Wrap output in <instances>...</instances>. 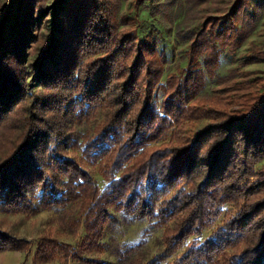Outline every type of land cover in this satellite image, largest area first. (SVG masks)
<instances>
[{"label": "trees", "instance_id": "1", "mask_svg": "<svg viewBox=\"0 0 264 264\" xmlns=\"http://www.w3.org/2000/svg\"><path fill=\"white\" fill-rule=\"evenodd\" d=\"M150 1L0 3V214L79 207L70 224L89 247L114 213L146 219L164 229L146 264H162L230 205L241 214L169 264H264V69L248 70L264 66V38L221 72L257 30L264 0H187L188 44L164 84L162 33L141 31ZM71 150L97 166L104 189ZM72 248L44 236L34 264H111ZM7 251L32 244L0 228Z\"/></svg>", "mask_w": 264, "mask_h": 264}, {"label": "rangeland", "instance_id": "2", "mask_svg": "<svg viewBox=\"0 0 264 264\" xmlns=\"http://www.w3.org/2000/svg\"><path fill=\"white\" fill-rule=\"evenodd\" d=\"M8 2L9 0H0L2 4ZM150 5H152V9H147L141 14V20L143 21L141 31L143 35L150 33L154 23L162 33L164 45L162 44L160 48L164 47L169 56L166 74L161 82L164 84L166 76L176 70L177 64H179L188 44L185 41L186 29H184L185 27L182 24L186 16L187 0H151ZM261 14L257 30L252 33L247 43L240 50L239 56L232 60L223 57L221 69L223 74L233 64L243 60L241 54H244L251 41L262 40L264 38V11ZM182 30L183 32L181 33ZM178 33H181V37L177 36ZM262 69H264L263 65L248 68L251 71ZM162 97V92L158 91L156 99L158 108H160ZM69 154L79 159L82 167L94 176L102 189L107 186L95 164L78 151L71 150ZM262 165H264V162ZM254 181L255 178H251L246 180L245 184ZM241 211L242 208L230 205L225 206L224 212L213 226L204 230L201 236L191 239L185 247L162 264H169L176 256L183 254L191 242L201 243L204 241L224 219L230 217L232 214H241ZM78 214L79 207L76 206L66 210L46 211L35 217L0 214V228L3 231L12 233V235L19 239L30 241L32 244V251L30 253L16 251L0 252V264H34L35 247L44 236L54 237L60 242L71 245L76 251L83 253L85 259L99 258L111 264H146L155 256L161 254L164 249L162 239L163 228L156 226L155 222L151 223L146 219H137L133 216H124L119 213H114L115 218L105 227L100 245L94 247L86 246L83 244L84 229L82 227L79 230L73 229L70 224L73 219L78 217ZM47 264L63 263L62 261H57ZM69 264L86 263L70 259Z\"/></svg>", "mask_w": 264, "mask_h": 264}]
</instances>
